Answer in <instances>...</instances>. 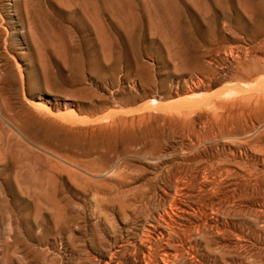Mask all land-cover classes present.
<instances>
[{"label":"rangeland","instance_id":"374dc122","mask_svg":"<svg viewBox=\"0 0 264 264\" xmlns=\"http://www.w3.org/2000/svg\"><path fill=\"white\" fill-rule=\"evenodd\" d=\"M0 19V264H141L165 247L170 264H264V143L240 153L190 105L238 79L224 54L264 39V0H0Z\"/></svg>","mask_w":264,"mask_h":264},{"label":"bare ground","instance_id":"6f19581e","mask_svg":"<svg viewBox=\"0 0 264 264\" xmlns=\"http://www.w3.org/2000/svg\"><path fill=\"white\" fill-rule=\"evenodd\" d=\"M2 19H0V21H1ZM3 21V20H2ZM4 22V21H3ZM5 23V22H4ZM4 23H3V25H4ZM2 25V26H3ZM5 29V28H4ZM5 31H6V29H5ZM7 32V31H6ZM5 32V33H6ZM4 33V34H5ZM9 33V32H8ZM248 35V34H247ZM246 35V36H247ZM251 35V34H250ZM245 36V35H244ZM7 38V37H6ZM246 38V37H245ZM247 38H248V36H247ZM258 38V37H257ZM249 39V38H248ZM251 39V41H252V38H250ZM243 40H245V39H242V41ZM251 41H249V42H251ZM5 42H7V40H5ZM237 42V41H236ZM245 42H247V41H245ZM253 43V45L251 46V44ZM8 44V43H7ZM251 44L249 45V47H232V48H227L228 49V51L224 54L226 57H228V58H230L232 61H233V63L235 64V70H236V73H235V70L233 71V73H235V75L237 74V80H235L236 78H235V75L232 73L231 74V76L232 75H234V80L235 81H230V83H228L226 86H225V88L224 89H222L221 90V92L217 95V96H213V95H210V96H207V95H205V96H203V97H201V98H197V99H194L193 101H191L190 102V105H191V107H194L195 109H194V111H196L197 110V112L195 113V115H194V119H193V121H192V123H196L197 125L198 124H203L204 122L208 125V126H210V128H211V130H212V133H213V136L214 137H216L217 136V134L218 133H221L222 132V134H223V131H225V135L224 136H222L221 138H220V140L222 141V142H224V143H226V144H229V147H230V145L233 147V149H235L236 147L237 148H240V153H242V151H241V149L243 150V152H245V153H247V151L249 150V149H254V151L255 150H257V149H255V148H258L257 146H259L260 144H263L264 143V39H262L260 42H257L256 44H254V42H251ZM239 45V44H238ZM220 50V49H219ZM222 50V49H221ZM214 52V51H213ZM221 52V51H220ZM220 52H219V54H220ZM215 53V52H214ZM218 54V53H217ZM213 55H216V54H213ZM212 55V56H213ZM221 55H222V53H221ZM218 57H219V55H218ZM225 57V58H226ZM210 58H211V56H210ZM214 58V57H213ZM216 58V57H215ZM212 59V58H211ZM224 59V58H223ZM229 59V60H230ZM216 60V59H215ZM222 60V59H221ZM228 60V59H227ZM222 61H224V60H222ZM211 62H214V60H212ZM225 62V61H224ZM209 63V62H208ZM222 63V62H221ZM224 64V63H223ZM225 64H227V63H225ZM230 65L232 64V63H229ZM234 64H232L233 66H234ZM231 65V66H232ZM226 68H229V66L228 67H226ZM213 70V69H212ZM233 70V69H232ZM225 71V70H224ZM215 72L216 71H212L211 73H212V77H213V74L214 75H216V76H218L217 74H215ZM231 72V71H230ZM211 75V74H210ZM209 76V75H208ZM226 76V75H225ZM227 76H229L230 77V74L229 75H227ZM21 77H22V75H21ZM220 78H221V76H220ZM225 78V77H224ZM230 78H232L233 79V77H230ZM230 78H229V80H230ZM199 79V78H198ZM203 79V78H202ZM201 79V80H202ZM205 79H208V77H206ZM231 79V80H232ZM23 80V79H22ZM220 80V79H219ZM228 81V79L226 78L225 80H223L222 79V81ZM208 81H209V79H208ZM210 82V81H209ZM213 82V81H212ZM203 84H204V82H202ZM206 83V82H205ZM211 83V82H210ZM227 83V82H226ZM209 84V83H208ZM201 85V84H200ZM210 85V84H209ZM202 86V85H201ZM201 86H198L197 87V89H196V91H199V90H202L204 87H201ZM209 87L210 86H207V88L209 89ZM216 92V91H215ZM216 95V94H215ZM155 104H156V101H153ZM159 103V102H158ZM32 104V103H31ZM33 106H35V108L36 109H39V110H46L47 112H51V111H49L50 109H48L47 107H42V105L41 104H39V103H33ZM165 107H167L166 105H165ZM165 107H164V110H165ZM150 108V107H149ZM157 108H158V105H157ZM160 108H161V106H160ZM163 108V107H162ZM161 108V109H162ZM156 109V108H155ZM189 109H191V108H189ZM153 110V109H152ZM187 110V109H186ZM159 111V110H158ZM160 111H162V110H160ZM191 111V110H190ZM193 111V112H194ZM183 112V111H182ZM188 112V111H187ZM193 112H190V113H193ZM184 113V112H183ZM40 114V113H39ZM67 114V116H70V118H73L74 120H76V122H82L80 119H78L77 118V116L73 113V111H69V112H67L66 113ZM143 115V114H142ZM145 115V114H144ZM184 115H185V113H184ZM183 115V116H184ZM45 116V115H44ZM151 116V115H150ZM133 117V116H132ZM140 117H142V121H144L145 122V120H143L144 118V116H139V117H137V118H140ZM148 117V116H147ZM153 117V116H152ZM134 118V117H133ZM132 118V119H133ZM150 118V117H149ZM160 118V117H159ZM171 118V117H170ZM56 119V118H55ZM151 119V118H150ZM175 119V118H174ZM118 120V119H117ZM138 120V119H137ZM141 120V118L139 119V121ZM185 120V119H184ZM191 120V119H190ZM142 121H140V122H142ZM147 121V120H146ZM152 121V120H151ZM122 122V121H121ZM124 122H126V121H124ZM134 122H135V120H134ZM174 122V121H173ZM175 122H176V120H175ZM184 122V121H183ZM187 122V121H186ZM185 122V123H186ZM130 123V122H129ZM178 123V122H177ZM176 123V124H177ZM108 124V123H107ZM131 124H133V123H131ZM135 124V123H134ZM133 124V125H134ZM174 124V123H173ZM103 125V124H102ZM140 125V124H139ZM182 125H183V123H182ZM195 125V124H194ZM196 125V126H197ZM204 125V124H203ZM123 126H126V125H124L123 124ZM143 126V125H142ZM184 126H185V124H184ZM190 126V125H189ZM202 126V125H201ZM136 127H137V124H136ZM148 127V126H147ZM198 127V126H197ZM196 127V128H197ZM95 128H97V126L95 127ZM117 128V127H116ZM142 128V127H141ZM195 127H193V126H191V128L190 129H192L193 131H197V130H195L196 129ZM200 128H202V127H200ZM209 128V127H208ZM92 129V128H91ZM94 129V128H93ZM104 129V128H103ZM102 128H101V130H103ZM127 129H129V128H127ZM183 129V128H182ZM110 130L111 131H115V130H112L111 129V127H110ZM134 130V129H133ZM189 130V129H188ZM199 130V129H198ZM93 131V130H92ZM100 131V130H99ZM107 131V130H106ZM118 131V130H117ZM210 131V130H209ZM105 132V131H104ZM125 132V131H124ZM149 132V131H148ZM194 132V133H195ZM200 132V131H199ZM202 132V131H201ZM107 133V132H106ZM112 133V132H111ZM147 133V132H146ZM203 133V132H202ZM199 134V133H198ZM197 134V135H198ZM210 134H211V131H210ZM119 135V134H118ZM195 137V136H194ZM118 138V137H117ZM210 140V139H209ZM213 140V139H212ZM211 140V141H212ZM217 141V140H216ZM201 143H202V141H200ZM203 142H204V140H203ZM206 142V141H205ZM197 144V143H196ZM220 144V143H219ZM160 145V144H159ZM215 145H217V144H215ZM221 145V144H220ZM226 147V146H225ZM224 147V148H225ZM260 148V147H259ZM258 148V149H259ZM262 148V147H261ZM197 149V148H196ZM207 149H209V147L207 148ZM213 149V148H212ZM216 148H214V150H215ZM231 149V148H230ZM230 149H229V151H230ZM239 150V149H238ZM262 150H263V148H262ZM258 151V150H257ZM261 151V150H260ZM222 152V151H221ZM256 152V151H255ZM262 152V151H261ZM201 153V152H200ZM199 153V154H200ZM234 153H236V150H233V152H232V155L234 154ZM221 154H224V153H221ZM227 154V153H226ZM252 154V153H251ZM162 155V154H161ZM189 155H190V153H189ZM217 155V154H216ZM235 155V154H234ZM236 155H237V153H236ZM246 155V154H245ZM160 156V155H159ZM198 156V155H197ZM200 156V155H199ZM198 156V157H199ZM219 156V155H218ZM241 156V155H240ZM247 156V155H246ZM245 156V157H246ZM256 156V155H255ZM254 156V157H255ZM163 157V156H162ZM206 158H207V155L205 156ZM217 157V156H216ZM230 157V156H229ZM229 157L227 156V160L229 159ZM233 157H235V156H233ZM251 157V156H250ZM253 157V156H252ZM263 157V156H262ZM224 158H226V156L224 157ZM238 158H239V156H238ZM256 158V157H255ZM217 159V158H216ZM235 159V158H234ZM241 159H242V157H241ZM251 159H254V158H251ZM192 160V159H191ZM196 160V159H195ZM203 160V159H202ZM209 160V159H208ZM215 160V159H214ZM220 160V159H219ZM222 160H224V159H222ZM230 160V159H229ZM229 160H228V163H229ZM233 160V159H232ZM236 160H237V158H236ZM247 161L249 160L248 159V156H247V159H246ZM256 160V159H255ZM263 160V159H262ZM158 161H159V159H158ZM187 161H189V160H187ZM210 161V160H209ZM211 161H212V159H211ZM216 161H218V160H216ZM216 161H214V162H216ZM225 161V160H224ZM241 161V160H240ZM258 161V160H257ZM192 162V161H191ZM193 162H194V160H193ZM213 162V163H214ZM226 162V161H225ZM237 162H239V159L237 160ZM255 161H253V163H254ZM156 163V162H155ZM196 163H199L200 164V161H196ZM203 163V162H202ZM217 163V162H216ZM234 163H236V161L234 160ZM251 163H252V161H251ZM263 163H264V160H263ZM263 163H262V165H263ZM204 165H205V163H203ZM202 164V165H203ZM219 164V163H218ZM230 164V163H229ZM194 165V164H193ZM196 165V164H195ZM201 165V164H200ZM199 165V166H200ZM211 165H212V167L213 168H211L212 170H217L216 168H214V166H213V164L211 163ZM214 165H215V163H214ZM219 165H222V162H221V164H219ZM218 165V166H219ZM225 165V164H224ZM223 165V166H224ZM227 165V164H226ZM238 166H239V164H237ZM245 165H247L246 163H245ZM249 165V164H248ZM256 165H257V162H256ZM255 165V166H256ZM260 165V164H259ZM261 165V166H262ZM191 166V165H190ZM207 166H208V164H207ZM217 166V167H218ZM234 166H236V164H234ZM237 166V167H238ZM240 166H243L242 164H240ZM240 166H239V168H240ZM251 166H253L254 167V165H251ZM176 167V166H175ZM182 167H184V166H182ZM188 166L186 165V169H188L187 168ZM191 167H193V166H191ZM195 167V166H194ZM197 167V166H196ZM211 167V166H210ZM220 167V166H219ZM230 167H231V165H230ZM233 167V166H232ZM173 168V167H172ZM177 168V167H176ZM224 168V167H223ZM226 168H227V166H226ZM238 168V169H239ZM243 168V167H242ZM242 168H241V170H242ZM245 168V167H244ZM243 168V170H245ZM169 169V171H170V168H168ZM193 169V168H192ZM197 169V168H196ZM230 169H232V168H230ZM247 169V168H246ZM249 169V168H248ZM247 169V170H248ZM255 169H257L256 167H255ZM264 169V168H263ZM176 170V169H175ZM182 171L184 170V168H182L181 169ZM190 170V169H189ZM200 170V169H199ZM198 170V171H199ZM219 170H221V168L219 169ZM224 170V169H223ZM228 170V169H227ZM237 170V169H236ZM250 170V169H249ZM177 171V170H176ZM178 171H179V169H178ZM191 171V170H190ZM207 171V170H206ZM226 171V170H225ZM231 170H229V173H231L230 172ZM235 171V170H234ZM239 171H240V169H239ZM246 171V170H245ZM244 171V172H245ZM171 172V171H170ZM193 172V171H192ZM202 172V171H201ZM204 173H205V171H203ZM218 172H220V171H218ZM221 172H223V171H221ZM242 172V171H241ZM249 172V171H248ZM182 173V172H181ZM184 173V172H183ZM186 173H188L187 171H186ZM204 173H202V174H204ZM210 173V172H209ZM213 173V172H212ZM212 173H211V175H212ZM224 173V172H223ZM235 173V172H234ZM236 173H238V172H236ZM160 174V173H159ZM158 174V175H159ZM206 174V176H207V174H208V171H207V173H205ZM204 174V175H205ZM215 174H217V171H215ZM214 174V175H215ZM247 174V173H246ZM245 174V175H246ZM249 174H252L251 172H249ZM180 175V174H179ZM188 174H186L185 176L186 177H188L187 176ZM190 175H194V174H192V173H190L189 174V176ZM197 175V174H196ZM200 175V174H199ZM210 175V174H209ZM208 175V177L210 178V176ZM223 175V174H222ZM231 175V174H230ZM236 175V174H235ZM238 175H241L240 173L238 174ZM109 176V175H108ZM182 176V175H181ZM181 176H179V177H181ZM184 176V175H183ZM201 177L203 176V175H200ZM220 177H221V175H219ZM234 176V175H233ZM237 176V175H236ZM164 177V176H163ZM196 177V176H195ZM201 177H200V179H201ZM249 177V176H248ZM254 177V176H253ZM160 178H161V176H160ZM170 178V177H169ZM182 178V177H181ZM191 178V177H190ZM194 178V177H193ZM197 178H198V176H197ZM204 179H205V177H203ZM212 178V177H211ZM196 179V178H195ZM199 179V180H200ZM204 179H202L203 181H205V183H206V179L204 180ZM224 179H226V178H224ZM230 179H231V177H230ZM253 179V178H252ZM252 179H251V181H252ZM256 179V178H255ZM168 180V179H167ZM170 180V179H169ZM176 180H178L179 181V179H176ZM175 180V181H176ZM182 180H183V178H182ZM184 180L186 181V178H184ZM198 180V179H197ZM218 180V179H217ZM162 181V180H161ZM160 181V182H161ZM164 181V180H163ZM201 181V180H200ZM207 181H208V179H207ZM209 181H211L212 182V180L210 179ZM247 181V180H246ZM182 182V181H181ZM187 182V181H186ZM227 182V181H226ZM238 182V181H237ZM165 183V182H164ZM164 183H162V184H164ZM172 183H173V181H172ZM176 183H178V182H176ZM175 183V184H176ZM191 183V182H190ZM204 183V182H203ZM202 183V184H203ZM207 183H209V182H207ZM223 183V182H222ZM240 183V182H239ZM168 184H169V182H168ZM171 184V183H170ZM175 184H172V186L173 185H175ZM184 184H185V182H184ZM189 184V183H188ZM187 184V185H188ZM197 184H199V183H197ZM166 185V184H165ZM180 185V184H179ZM200 185H201V182H200ZM176 186V185H175ZM178 186V185H177ZM176 186V187H177ZM181 186V185H180ZM189 186V185H188ZM187 186V187H188ZM190 186H192V185H190ZM194 186H195V188L194 189H196V185L194 184ZM199 186V185H198ZM211 186H213V185H211ZM229 186V185H228ZM232 186V185H231ZM230 186V187H231ZM160 187H161V185H160ZM165 187V186H164ZM170 187V186H169ZM179 187V186H178ZM184 187V186H183ZM204 187H206V186H204ZM209 187V186H208ZM207 187V188H208ZM225 187V186H224ZM223 187V188H224ZM163 188V187H162ZM180 188V187H179ZM182 188V187H181ZM192 188V187H191ZM199 188H201V187H199ZM214 188V187H213ZM233 188V187H232ZM237 188V187H236ZM239 188V187H238ZM238 188H237V190H238ZM167 189V188H166ZM176 189V188H175ZM183 189V188H182ZM182 189H180V190H177V191H179L178 193H180V191L182 190ZM193 189V188H192ZM206 188H204V190H205ZM229 189V188H228ZM163 190H165V189H163ZM168 190V189H167ZM170 190V189H169ZM168 190V191H169ZM174 190V188L172 189V191ZM186 190V189H185ZM188 190V189H187ZM197 190V189H196ZM199 190V189H198ZM200 190H202V189H200ZM212 190V189H211ZM210 190V191H211ZM162 191V190H161ZM171 191V190H170ZM172 191L170 192V193H172ZM206 191V190H205ZM212 191H214V189L212 190ZM212 191H211V193H212ZM219 191V190H218ZM163 192V191H162ZM166 192V191H165ZM165 192H163V193H165ZM181 192H183V190L181 191ZM186 192V191H185ZM184 192V194H186ZM197 192V191H196ZM201 192V191H200ZM207 193H208V191H206ZM223 192V191H222ZM221 192V193H222ZM226 192V191H225ZM224 192V193H225ZM238 192V191H237ZM236 192V193H237ZM175 193V195H176V192H174ZM177 193V194H178ZM202 193H203V191H202ZM220 193V194H221ZM224 193H222V196L224 195ZM168 194H169V192H168ZM196 193H194V195H195ZM209 194V193H208ZM217 194V193H216ZM239 194V193H238ZM237 194V195H238ZM165 195V194H164ZM171 195V194H170ZM172 195H174V194H172ZM181 195H182V193H181ZM189 195H193V192H192V194H189ZM194 195L193 196H190L189 197V201H190V198L191 197H194ZM201 195V194H200ZM199 195V196H200ZM213 195H214V192H213ZM212 195V196H213ZM226 195V194H225ZM229 195H230V193H229ZM161 196V195H160ZM167 196V195H166ZM166 196H165V199H166ZM169 196V195H168ZM178 196H180V195H178ZM207 196H211V194H209V195H207ZM215 196V195H214ZM171 197V196H170ZM173 197V196H172ZM187 197V196H186ZM196 197H198V195H196ZM196 197H194L195 199H196ZM202 197H203V195H202ZM202 197H199V199H201ZM216 197V196H215ZM214 197V198H215ZM227 197V196H226ZM225 197V198H226ZM231 197L232 196H230V198H227V199H231ZM234 197V196H233ZM161 198V197H160ZM164 198V197H163ZM174 198H175V196H174ZM173 198V199H174ZM178 198V197H177ZM181 198H183V197H181ZM180 198V199H181ZM204 198V197H203ZM223 198V197H222ZM164 199V201H167V199L165 200ZM211 199H213V197L211 198ZM221 199V198H220ZM225 200V199H221V200H225L224 202H226V201H228V203H229V200ZM169 200H171V199H169ZM178 200V199H177ZM188 200V199H187ZM198 200V199H197ZM204 200V199H203ZM206 200V199H205ZM207 200H209L210 202H211V200L209 199V198H207ZM239 200H241V199H239ZM176 201V200H175ZM193 201V199L191 200V202ZM234 201V204L235 205H238L237 204V201L234 199L233 200ZM236 201V202H235ZM162 202V201H161ZM177 202V201H176ZM176 202H175V204H176ZM182 202H184V201H182ZM181 202V203H182ZM188 202V201H187ZM194 202L195 201H193V204H194ZM197 202V201H196ZM200 202H202V201H200ZM222 202V201H221ZM231 202V201H230ZM165 203V202H164ZM166 203H169V202H166ZM174 203V202H173ZM186 203V202H185ZM198 203V202H197ZM196 203V204H197ZM204 203H205V201H204ZM206 203H207V201H206ZM205 203V204H206ZM209 203V202H208ZM211 203H214L213 201L211 202ZM218 203V202H217ZM219 203H220V201H219ZM187 204V203H186ZM189 204V203H188ZM200 204H202V203H200ZM204 204V205H205ZM231 204H233V203H231ZM241 204V203H240ZM169 205V204H168ZM195 205V204H194ZM203 204L201 205V207L203 206V208L205 207L206 209H209V207H206L207 205H209V204H207L206 206H204ZM217 205V207H218V204H216ZM226 205V204H225ZM235 205H233V206H235ZM164 206V204L162 205V207ZM171 206H172V204H171ZM182 206V205H181ZM187 206V205H186ZM198 206V205H197ZM196 206V207H197ZM168 207H170V206H168ZM168 207H163V210L162 211H164V208H166V210H167V208ZM191 207V206H190ZM194 207V206H193ZM201 207H200V209H201ZM212 208H213V206H211ZM228 207V206H227ZM231 207V206H230ZM239 207V206H238ZM241 207V206H240ZM240 207H239V209H240ZM172 209H173V207H171ZM174 208H175V206H174ZM178 208V207H177ZM211 208V209H212ZM221 208V207H220ZM219 208V209H220ZM229 208V207H228ZM234 208V207H233ZM169 209V208H168ZM182 209H183V207H182ZM181 209V210H182ZM217 209V208H216ZM237 209V208H236ZM160 210V209H159ZM166 210H165V213H168L169 214V212L167 211L166 212ZM181 210L180 211H178V212H180L181 213ZM195 209H193V211H194ZM204 210V209H203ZM214 210H215V208H214ZM225 210H228V209H225ZM231 210V209H230ZM233 210H235V208L234 209H232L231 210V212H233ZM169 211H171V210H169ZM175 211V210H174ZM187 211V210H186ZM198 211H199V209H198ZM208 211V210H207ZM220 211V210H219ZM221 211H222V209H221ZM158 212V211H157ZM172 212V211H171ZM184 212V211H183ZM188 212V211H187ZM200 212V211H199ZM201 212H203V211H201ZM200 212V215L202 214ZM212 212V211H211ZM216 212V211H215ZM235 212H236V210H235ZM235 212L233 213V214H235ZM238 212H239V210H238ZM164 213V214H165ZM192 213V212H191ZM219 213V212H218ZM217 213V214H218ZM221 213V212H220ZM161 214V213H160ZM171 214V213H170ZM169 214V215H170ZM174 214V213H173ZM188 214V213H187ZM186 214V215H187ZM190 214V213H189ZM194 214V213H193ZM197 214V213H196ZM195 214V215H196ZM207 214V213H206ZM210 214V213H209ZM215 214V213H214ZM216 214V215H217ZM225 214V213H224ZM158 215V214H157ZM178 216V214H175V216ZM184 215V214H183ZM194 215V216H195ZM205 215V214H204ZM211 215H213V214H211ZM222 214H219V216H221ZM171 216V215H170ZM181 216V215H180ZM179 216V217H180ZM193 216V217H194ZM196 216H198V215H196ZM196 216H195V220L197 219L196 218ZM207 216V215H206ZM210 216V215H209ZM218 216V215H217ZM160 217V216H159ZM165 217V216H164ZM182 217V216H181ZM184 218H185V216H183ZM182 217V218H183ZM215 217V216H214ZM224 217V216H223ZM234 217V216H233ZM153 218H154V216H153ZM156 218V217H155ZM167 218H168V215H167ZM188 218V217H187ZM190 218H191V216H190ZM206 218V217H205ZM208 218V217H207ZM162 219V218H161ZM176 219V218H175ZM219 219V218H218ZM226 218L224 217V220H225ZM155 220V219H154ZM169 220V219H168ZM172 220V219H171ZM170 220V221H171ZM189 220V219H188ZM188 220H186V221H188ZM193 220V219H192ZM208 220V219H207ZM215 220H217V219H215ZM223 220V219H222ZM223 220V221H224ZM158 221H160V219L158 220ZM173 221V220H172ZM178 221V220H177ZM191 221V220H190ZM189 221V223H192V222H190ZM210 221H212V220H210ZM223 221H222V223L221 224H223ZM235 221V220H234ZM154 222V221H153ZM156 222V221H155ZM164 222H166V221H164ZM169 222V221H168ZM167 222V223H168ZM174 222H175V220H174ZM179 222V221H178ZM183 222H185V221H183ZM212 222H214V221H212ZM218 222V221H217ZM166 223V224H167ZM187 223V222H186ZM193 223H196V222H194L193 221ZM203 223H205V221L203 222ZM202 223V225L204 226L205 224H203ZM151 224V223H150ZM170 224V223H169ZM168 224V225H169ZM215 224V223H214ZM220 224V223H219ZM225 224V223H224ZM154 224H152V226H153ZM156 225H160V224H156ZM171 225V224H170ZM172 225H173V222H172ZM180 225H182V224H180ZM179 225V226H180ZM191 225H193V224H191ZM197 225V224H196ZM199 225V224H198ZM207 225V224H206ZM209 225V224H208ZM207 225V227H209ZM240 225V224H239ZM174 226H175V224H174ZM177 227H179L178 225H176ZM183 226V225H182ZM181 226V227H182ZM190 226V225H189ZM188 226V227H189ZM213 226V225H212ZM217 227H218V225H216ZM229 226V225H228ZM163 227V226H162ZM169 228H170V226H168ZM185 227H187L186 225H185ZM192 227V226H191ZM190 227V228H191ZM196 227V226H195ZM195 227H193L194 229H195ZM206 227V226H205ZM206 227V230L208 229ZM224 227V226H223ZM149 228H150V225H149ZM157 228V227H156ZM155 227H154V231H156L155 229H156ZM159 228H161V226H159ZM165 228H167V226L165 225ZM164 228V229H165ZM192 228V229H193ZM200 228V227H199ZM233 228V227H232ZM147 229V228H146ZM146 229H144V230H146ZM168 229V228H167ZM171 229V228H170ZM180 229V228H179ZM178 229V230H179ZM214 229V228H213ZM219 229V228H218ZM221 229V228H220ZM230 229V228H229ZM235 229V228H234ZM158 230V229H157ZM181 230V229H180ZM182 233H184L185 234V232H184V230L185 229H183L182 228ZM187 230H188V228H187ZM186 230V232H188ZM190 230V229H189ZM153 231V232H154ZM194 231V230H193ZM197 231V230H196ZM210 231V230H209ZM212 232H213V230H211ZM218 231V230H217ZM233 231V230H232ZM142 232V231H141ZM147 232V231H146ZM148 232H149V229H148ZM152 232V231H151ZM168 232V231H167ZM172 232H175L174 230L173 231H171V233ZM176 232H177V234L179 233L177 230H176ZM190 232V231H189ZM192 232V231H191ZM199 232V230L197 231V233ZM201 232H202V230H201ZM215 232V231H214ZM231 232V231H230ZM229 231L227 232V233H230ZM159 233H161L160 231H159ZM170 233V232H169ZM193 233H195V232H193ZM193 233H192V235H193ZM206 233V232H205ZM207 233H208V230H207ZM216 233V232H215ZM227 233H224V234H227ZM234 233V232H233ZM237 233V232H236ZM144 234H146V233H144ZM154 234H156V232H154ZM164 234V233H163ZM181 234V233H180ZM214 234V233H213ZM216 234H218V232L216 233ZM221 234H222V232H221ZM232 234V233H231ZM235 234V233H234ZM149 235L150 234H148V236H146L145 235V237H149ZM157 235V234H156ZM162 235V234H161ZM168 235V234H167ZM183 235V234H182ZM187 235H189V233L187 234ZM195 235V234H194ZM193 235V236H194ZM197 235V234H196ZM194 236V237H197V236ZM201 235H203L202 233H201ZM228 235V234H227ZM226 235V236H227ZM141 236H144V235H141ZM141 236H139V237H141ZM172 236V235H171ZM175 235H173V237H174ZM178 237H179V235H177ZM177 236H175L174 238L176 239V237ZM181 236V235H180ZM184 236H186V235H184ZM236 236V235H235ZM237 236L238 237H240L241 238V236H240V233H239V235H238V233H237ZM236 236V237H237ZM132 237V236H131ZM134 238H137L138 237V234L136 235V237H135V235L133 236ZM138 237V238H139ZM162 237H163V235H162ZM167 237V236H166ZM190 237H191V235H190ZM189 237V238H190ZM194 237H191L190 238V242L192 243V242H194V241H191V239H193ZM199 237V239H201L200 238V236H198ZM202 237V236H201ZM204 237V236H203ZM222 237V236H221ZM225 237V236H224ZM138 238H137V240H138ZM142 238V237H141ZM150 238H151V236H150ZM154 238V237H153ZM160 237H159V235H158V239H159ZM164 238V237H163ZM169 238V237H168ZM184 238H187V237H184ZM188 238V239H189ZM229 238V237H228ZM239 238V239H240ZM131 239V238H130ZM133 239V238H132ZM140 239V238H139ZM149 239V238H148ZM155 239V238H154ZM173 238H171V240H172ZM198 239V240H199ZM226 239V238H225ZM235 239V238H234ZM233 239V240H234ZM238 239V238H237ZM238 239V240H239ZM135 240V239H134ZM136 240V241H137ZM143 240V239H142ZM145 240V239H144ZM147 240V239H146ZM155 240H157V239H155ZM169 241H170V238L168 239ZM167 240V241H168ZM177 240V239H176ZM194 240H195V238H194ZM130 241V240H129ZM139 241V240H138ZM151 241V240H150ZM168 241V243H170ZM172 241H174V240H172ZM172 241H171V243L170 244H173L172 243ZM179 241H181V239H180V237H179ZM185 241H186V239H185ZM184 241V242H185ZM196 241V240H195ZM202 241V240H201ZM241 240H239V242L238 243H241L240 242ZM128 242V241H127ZM133 242V241H132ZM140 242L142 243V241L140 240ZM149 242V241H148ZM152 242H154V241H152ZM157 242V241H156ZM161 242V239H159V243ZM175 242V241H174ZM178 242V241H177ZM134 243V242H133ZM141 243H139V245L141 244ZM150 243V242H149ZM165 243V242H164ZM167 243V242H166ZM183 243V242H182ZM191 243H190V245H191ZM195 244H196V242H194ZM130 244V243H129ZM143 244V243H142ZM148 244V243H147ZM154 244V248H155V246H156V244L155 243H152V245ZM175 244H177V243H175ZM174 244V246H178V245H175ZM180 244H181V242H180ZM184 244V243H183ZM182 244V245H183ZM201 244V243H200ZM235 244V243H234ZM135 245V244H134ZM149 245V244H148ZM147 245V246H148ZM151 245V244H150ZM150 245H149V250L151 249L150 248ZM157 245L159 246V245H161V244H158L157 243ZM186 245H188V244H186ZM185 245V246H186ZM197 245V244H196ZM195 245V246H196ZM237 245V244H236ZM132 246H133V244H132ZM144 246H146V245H144ZM171 246V245H170ZM194 246V245H193ZM123 248L125 247V245L124 246H122ZM121 247V248H122ZM131 247V246H130ZM134 247V246H133ZM140 247H141V245H140ZM139 247V248H140ZM176 247L174 248V249H176ZM179 247H180V245H179ZM190 247V246H189ZM197 247V246H196ZM120 248V247H119ZM135 248V247H134ZM148 248V247H147ZM146 248V249H147ZM154 248H153V250H154ZM160 248V247H159ZM162 248H163V244H162ZM192 248H195V247H192ZM127 249V248H126ZM125 249V250H126ZM129 249V248H128ZM131 249H133L132 247H131ZM142 249V248H141ZM146 249H145V251H146ZM170 249H171V247H170ZM168 247H165L163 250H162V252H161V254H159L158 256H153V254H157L158 253V251H156V252H154V253H152V255H150V253L149 252H147V254H143L142 256H140L141 258H140V262H141V264H170L171 262H170V260L172 259V256H175V254L174 255H172V252H171V250H170ZM172 249H173V246H172ZM178 249V248H177ZM180 249V248H179ZM183 249L184 248H182V252H183ZM198 249V248H197ZM122 250V249H121ZM136 250H137V248H136ZM139 250V249H138ZM152 250V251H153ZM156 250V249H155ZM157 250H158V248H157ZM181 250V249H180ZM190 250V249H189ZM193 250H195V249H193ZM124 251V250H123ZM132 251V250H131ZM131 251H130V253H131ZM173 251V250H172ZM185 252H186V250H184ZM117 252V251H116ZM121 252V251H120ZM127 252V251H126ZM139 252V251H138ZM159 252H160V250H159ZM197 252V251H196ZM127 253H129V252H127ZM135 253V252H134ZM177 253H178V251H177ZM181 253V252H180ZM192 253V252H191ZM195 253V252H194ZM193 253V254H194ZM201 253V252H200ZM239 253V252H238ZM238 253H236V254H238ZM111 254H112V252H111ZM114 254H115V252H114ZM114 254H112L113 256H114ZM139 254V253H138ZM138 254H136V256H135V258L136 257H139V256H137ZM187 256H190V255H188L187 254V252L185 253ZM198 254V253H197ZM242 254V253H241ZM126 255V254H125ZM132 255V254H131ZM131 255H129V256H131ZM177 255V254H176ZM178 255H179V253H178ZM177 255V256H178ZM200 256H201V254H199ZM202 255H203V253H202ZM176 256V257H177ZM182 256H183V253H182ZM185 256V255H184ZM239 256V255H238ZM108 257V256H107ZM115 257V256H114ZM112 258V257H111ZM116 258H117V256H116ZM129 258V257H128ZM132 258H133V256H132ZM131 258V259H132ZM238 258V257H237ZM121 259V258H120ZM119 259V260H120ZM138 259V258H137ZM173 259H176V258H173ZM191 259V260H190ZM189 260L190 261H192L193 260V257L192 258H190ZM200 259V258H199ZM201 259H202V257H201ZM205 259V258H204ZM216 259V258H215ZM111 260V259H110ZM178 260H179V258H178ZM116 261H117V259H116ZM136 261V260H135ZM173 261V260H172ZM185 261H186V259H185ZM235 261V260H234ZM238 261V260H237ZM120 262V261H119ZM176 262L178 263V261H177V259H176ZM182 262V261H181ZM184 262V261H183ZM103 263H104V261H103ZM110 263V262H109ZM112 263V262H111ZM132 263V262H131ZM137 263V262H136ZM193 263H194V261H193ZM235 263V262H234ZM237 263H239V261L237 262ZM106 264V263H105ZM134 264V263H133ZM140 264V263H139ZM184 264H186V262L184 263ZM190 264V263H189ZM196 264H197V262H196ZM206 264V263H205ZM213 264H215V263H213ZM233 264V263H232ZM241 264V263H240Z\"/></svg>","mask_w":264,"mask_h":264}]
</instances>
